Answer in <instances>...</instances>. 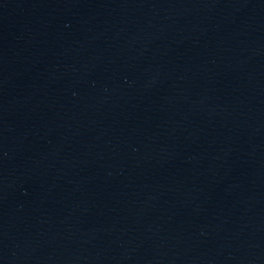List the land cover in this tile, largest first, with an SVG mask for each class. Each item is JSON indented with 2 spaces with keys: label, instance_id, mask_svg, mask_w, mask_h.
Returning <instances> with one entry per match:
<instances>
[{
  "label": "water",
  "instance_id": "obj_1",
  "mask_svg": "<svg viewBox=\"0 0 264 264\" xmlns=\"http://www.w3.org/2000/svg\"><path fill=\"white\" fill-rule=\"evenodd\" d=\"M0 264H264V0H0Z\"/></svg>",
  "mask_w": 264,
  "mask_h": 264
}]
</instances>
